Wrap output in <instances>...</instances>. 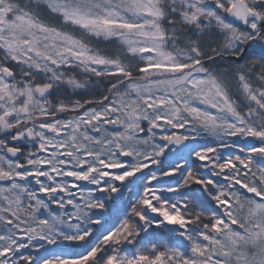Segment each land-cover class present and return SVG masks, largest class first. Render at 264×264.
<instances>
[{"label": "snow or ice", "instance_id": "6c2138e0", "mask_svg": "<svg viewBox=\"0 0 264 264\" xmlns=\"http://www.w3.org/2000/svg\"><path fill=\"white\" fill-rule=\"evenodd\" d=\"M0 264H264V0H0Z\"/></svg>", "mask_w": 264, "mask_h": 264}]
</instances>
